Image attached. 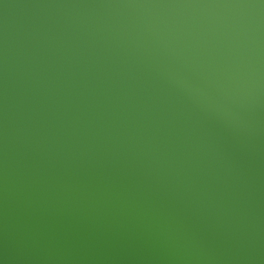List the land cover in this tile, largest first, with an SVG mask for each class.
Masks as SVG:
<instances>
[{"label": "water", "instance_id": "obj_1", "mask_svg": "<svg viewBox=\"0 0 264 264\" xmlns=\"http://www.w3.org/2000/svg\"><path fill=\"white\" fill-rule=\"evenodd\" d=\"M0 264H264V0H0Z\"/></svg>", "mask_w": 264, "mask_h": 264}]
</instances>
